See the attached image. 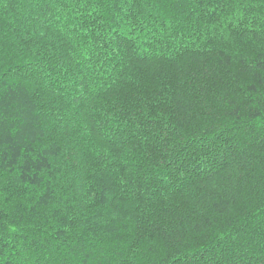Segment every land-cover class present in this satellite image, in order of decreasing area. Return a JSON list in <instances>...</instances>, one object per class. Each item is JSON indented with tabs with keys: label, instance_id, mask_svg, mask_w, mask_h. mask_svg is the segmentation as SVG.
<instances>
[{
	"label": "trees",
	"instance_id": "obj_1",
	"mask_svg": "<svg viewBox=\"0 0 264 264\" xmlns=\"http://www.w3.org/2000/svg\"><path fill=\"white\" fill-rule=\"evenodd\" d=\"M0 264H264V0H0Z\"/></svg>",
	"mask_w": 264,
	"mask_h": 264
}]
</instances>
